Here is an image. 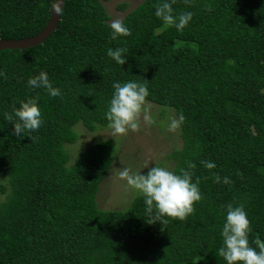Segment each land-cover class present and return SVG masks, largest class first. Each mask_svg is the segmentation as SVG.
Instances as JSON below:
<instances>
[{
    "label": "trees",
    "instance_id": "trees-1",
    "mask_svg": "<svg viewBox=\"0 0 264 264\" xmlns=\"http://www.w3.org/2000/svg\"><path fill=\"white\" fill-rule=\"evenodd\" d=\"M55 1L0 0V38L42 31ZM105 1L66 0L59 27L43 43L0 50L6 77H0V177L8 185L0 200V264H227L218 249L229 203L244 206L249 243L259 251L264 0H175L174 14L193 13L182 32L154 15L157 0H142L122 19L130 34L115 39ZM110 47L126 50L122 66L107 55ZM45 73L62 99L28 86L30 76ZM129 80L147 84L150 104L185 117L182 145L169 154L171 170L193 163L202 199L184 220L153 222L155 209L147 213L139 195L127 209L99 206L100 186L117 157L113 139L94 142L72 160L67 144L77 142L76 126L109 127L112 84ZM29 97L43 127L31 138L17 137L5 114Z\"/></svg>",
    "mask_w": 264,
    "mask_h": 264
},
{
    "label": "clouds",
    "instance_id": "clouds-1",
    "mask_svg": "<svg viewBox=\"0 0 264 264\" xmlns=\"http://www.w3.org/2000/svg\"><path fill=\"white\" fill-rule=\"evenodd\" d=\"M174 2L175 0H157L154 15L168 26L182 32L192 20L193 13L186 11L174 14L172 7ZM109 26L112 29V39L130 34L129 28L121 19L112 20ZM125 52L126 50L120 47L107 49V55L121 66L126 62ZM0 77H5L3 71H0ZM27 84L34 92H44L53 101L62 99L61 92L55 89L46 73L39 77L30 76ZM112 88L114 91L108 101L105 116L113 136L126 134L130 130L137 131L140 128L141 119L146 124L155 123L150 115L151 106L147 101L150 92L146 83L136 80L114 81ZM18 104V107L13 105L11 113L5 114L6 119L12 122L15 136L27 134L31 138V134L39 133L43 127L42 112L37 101L30 97L20 100ZM184 120L182 113L178 117H171L167 130L177 131ZM202 163L209 169L216 167L214 162L203 161ZM194 167L193 163H188L187 169L180 168L177 172L157 164L152 167L145 165L144 168H148L146 173L141 170L133 172L129 168H123L119 176L126 180L139 196L143 197L147 213L152 214L155 209L152 216L153 222H163L164 217L184 220L193 212L194 203L202 199L199 179L197 178L194 182L193 174L189 171ZM215 181L221 182L218 174L215 175ZM223 183L229 184L230 178L223 177ZM249 231L250 221L244 206L227 204L225 220L220 232L222 246L218 249L219 255L227 264H264V244L259 245V251L252 247L248 238Z\"/></svg>",
    "mask_w": 264,
    "mask_h": 264
},
{
    "label": "rangeland",
    "instance_id": "rangeland-1",
    "mask_svg": "<svg viewBox=\"0 0 264 264\" xmlns=\"http://www.w3.org/2000/svg\"><path fill=\"white\" fill-rule=\"evenodd\" d=\"M142 0H108L105 1L107 10L112 15L110 22L114 19H123L126 14L134 9ZM126 2L127 6L123 9L120 5ZM150 115L155 120L153 124H146L141 119L140 128L137 131H128L126 134H112L110 127L91 132L82 124L76 126L79 134L75 143H68L67 147L74 161L79 153L91 144L101 139H113L116 145L117 157L110 168L108 176L102 182L97 202L102 209H127L131 206L134 199L138 196L126 182L120 178L119 173L123 168H129L131 171L147 172L148 168L154 164L166 166L173 169L174 161L169 159L175 146H181L182 140L178 130L169 132L167 125L171 117L174 116L172 110H163L161 106L150 104ZM166 112L163 115V112ZM6 178L0 177V200L4 196L3 187L8 185ZM8 190V188H7ZM6 190V191H7Z\"/></svg>",
    "mask_w": 264,
    "mask_h": 264
},
{
    "label": "water",
    "instance_id": "water-1",
    "mask_svg": "<svg viewBox=\"0 0 264 264\" xmlns=\"http://www.w3.org/2000/svg\"><path fill=\"white\" fill-rule=\"evenodd\" d=\"M66 0H56L51 18L46 27L36 35L18 39H0V50L8 48H28L43 43L58 27Z\"/></svg>",
    "mask_w": 264,
    "mask_h": 264
}]
</instances>
